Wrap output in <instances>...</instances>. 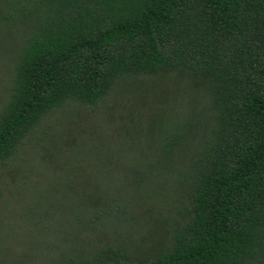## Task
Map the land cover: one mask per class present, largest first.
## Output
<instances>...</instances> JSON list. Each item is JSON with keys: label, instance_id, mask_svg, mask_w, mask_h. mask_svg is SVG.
I'll return each instance as SVG.
<instances>
[{"label": "trees", "instance_id": "1", "mask_svg": "<svg viewBox=\"0 0 264 264\" xmlns=\"http://www.w3.org/2000/svg\"><path fill=\"white\" fill-rule=\"evenodd\" d=\"M3 5L15 6L24 36L0 111V161L46 113L70 102L94 106L128 78L181 70L208 89L213 125L179 179L192 186L187 223L166 250L140 264H264V0H0ZM175 134L167 132L160 157L128 184L95 193L116 201L115 193L175 170L186 160L166 159L189 148ZM84 193L65 205L35 192L24 207L8 211L0 197V264L55 257L29 252L34 231L19 222L26 213L41 222L67 212L80 223L81 237L100 224L108 210L89 207ZM103 252V264H139L112 246Z\"/></svg>", "mask_w": 264, "mask_h": 264}, {"label": "rangeland", "instance_id": "2", "mask_svg": "<svg viewBox=\"0 0 264 264\" xmlns=\"http://www.w3.org/2000/svg\"><path fill=\"white\" fill-rule=\"evenodd\" d=\"M18 18L15 6L0 7V111L9 99L20 38L24 36V25ZM212 106L206 86L179 70L120 81L94 106L70 102L46 113L15 153L0 161L4 208L24 207L35 192H44V201L55 199L65 205L85 192L83 199L89 207L101 205L108 212L83 237L80 223L67 212L61 218L41 222L30 218V213L25 214L26 220L18 217L34 231L29 252H40L42 257L51 252L53 259L62 253L57 264L80 260L103 264L100 256L112 246L140 264L166 250L173 232L181 229L191 214L192 186L189 179L182 183L179 179L189 174L195 151L213 125L208 118ZM172 129L189 148L175 149V156L167 158V163L186 161L139 188L115 193L119 195L116 201L113 195L110 200L95 193L128 184L133 173L160 157L164 137ZM78 245L81 249L68 252ZM52 260L45 264H53Z\"/></svg>", "mask_w": 264, "mask_h": 264}]
</instances>
